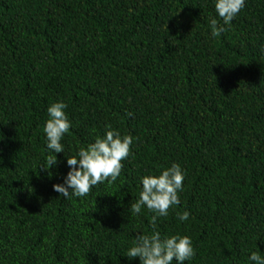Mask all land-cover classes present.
Instances as JSON below:
<instances>
[{
	"label": "trees",
	"instance_id": "16d2710c",
	"mask_svg": "<svg viewBox=\"0 0 264 264\" xmlns=\"http://www.w3.org/2000/svg\"><path fill=\"white\" fill-rule=\"evenodd\" d=\"M215 3L0 0V264H141L126 253L154 230L191 238L185 264L264 256V0L214 38ZM56 102L71 128L45 170ZM109 124L133 137L120 177L61 196L67 159ZM172 164L181 202L154 229L131 203Z\"/></svg>",
	"mask_w": 264,
	"mask_h": 264
},
{
	"label": "clouds",
	"instance_id": "9594fccd",
	"mask_svg": "<svg viewBox=\"0 0 264 264\" xmlns=\"http://www.w3.org/2000/svg\"><path fill=\"white\" fill-rule=\"evenodd\" d=\"M245 7V0H216L215 10L217 18L209 19V27L212 37H219L226 33L233 19ZM223 23H220V21ZM67 104L56 102L47 109L49 119L44 126L47 137V148L50 154L46 157L43 166L50 170L54 164H58L56 153L64 152L61 143L65 134L71 128L65 109ZM131 115V114H129ZM103 137H97L87 147H80L76 156H69L67 164L70 167L63 184L53 186L54 190L65 198L84 197L88 195L94 186L107 181L111 186L120 177L124 167L123 161L131 155L133 137L121 135L119 130L113 129L109 124ZM49 171V175L51 176ZM185 178L184 171L179 164H172L164 168L159 175H149L142 178V191L135 203H131L130 212L133 215L140 214L142 208L154 213L151 224L155 229L159 217H166L169 210L180 204L179 192L183 188ZM188 211L177 212L181 221L189 219ZM196 252L189 236L172 235L162 237L159 231L136 236L133 246L129 248L126 256L139 257L141 264H185L190 261ZM255 264H264V256L259 252H252L249 257Z\"/></svg>",
	"mask_w": 264,
	"mask_h": 264
}]
</instances>
